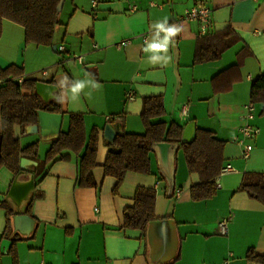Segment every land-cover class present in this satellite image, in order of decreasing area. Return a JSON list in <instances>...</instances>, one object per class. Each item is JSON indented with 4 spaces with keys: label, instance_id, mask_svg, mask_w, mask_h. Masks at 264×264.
Instances as JSON below:
<instances>
[{
    "label": "crops",
    "instance_id": "0c3cea01",
    "mask_svg": "<svg viewBox=\"0 0 264 264\" xmlns=\"http://www.w3.org/2000/svg\"><path fill=\"white\" fill-rule=\"evenodd\" d=\"M200 3L211 8L212 23L204 35L198 22L183 19L187 8ZM166 17L181 31L169 46L170 59L150 63L146 42L156 34L154 25ZM58 20L53 44H33L21 50L22 59L24 29L3 19L0 68L13 64L22 69L19 77L56 86L47 103L59 107L50 111L61 115L58 133L67 131L72 113L83 115L86 138L97 131L94 184H79V155L73 152L44 166L40 174L36 161L32 170L18 176L24 181L32 175L34 189L17 210L7 196L15 174L0 166V264H222L225 259L250 264L249 253L264 255V204L238 190L245 172L264 173V112L250 97L253 80L264 73V0H65ZM205 39L210 46L225 47L217 58L197 61V44ZM125 40L129 42L118 46ZM61 45L65 51L58 50ZM76 54L84 56L82 64L72 58ZM36 57L41 60L35 62ZM78 80L88 83L73 100L70 88ZM147 97L163 102L164 114L154 122L178 124L181 136L185 125L194 122L195 129L211 131L224 142L222 168L234 170L220 171L211 197L192 198L191 187L200 178L188 171L180 146L171 195L152 150L150 173L128 171L114 190L116 178L103 169L107 153L115 150L104 139V127L112 123L116 135L144 133L140 113ZM250 101L254 117L249 123L260 132L244 139L253 147L244 158L237 139L245 122L244 105ZM185 106L186 115H181ZM26 127L16 124L14 137L20 148L37 143V157L43 160L58 133L42 136ZM139 187L156 192V217L145 231L123 226V213L133 206ZM177 188L179 196L174 194ZM14 214L32 220L18 221L14 229ZM223 218H229L227 235L218 233Z\"/></svg>",
    "mask_w": 264,
    "mask_h": 264
},
{
    "label": "trees",
    "instance_id": "16d2710c",
    "mask_svg": "<svg viewBox=\"0 0 264 264\" xmlns=\"http://www.w3.org/2000/svg\"><path fill=\"white\" fill-rule=\"evenodd\" d=\"M59 0H0V36L3 19H8L21 25L24 29V42L37 46H51L56 27L59 25ZM206 38V37H205ZM221 38V37H220ZM223 40V37H222ZM199 42L196 47L197 61L217 58L225 45L217 47ZM22 75V69L11 64L0 68V166L7 167L16 174L19 170L21 157L38 162L35 171L40 174L48 164L69 158L73 152L78 159V180L82 185H93L92 168L96 165L97 131H91L88 138L85 135L83 115H69V125L65 132H60L46 151L43 160L37 157V143L20 148L18 139L13 135L16 124L28 125L37 122V111H58L57 104H43L35 93L36 79L26 78L21 83L17 78ZM23 89H29V94H23ZM251 101L262 105L264 112V73L255 78L250 88ZM164 114L161 97L143 99L141 120L145 130L142 134L122 133L116 135L112 146L115 150L107 153L103 164L104 174L116 178L114 190L120 185L126 172L150 173L151 146L156 142H180L181 126L172 122L166 124L153 119ZM224 142L217 139L213 132L196 128L192 141L180 143L189 172L199 175L200 182L191 187V195L195 200L209 198L215 194L217 185L215 178L223 166ZM83 148L82 153L81 149ZM44 175V173H43ZM42 175V176H43ZM240 191H244L253 199L264 204V173L245 172ZM156 192L153 188L139 187L136 189L132 207L123 213V226L145 231L148 223L155 219ZM30 211V208L26 210ZM8 214L11 213L9 209ZM253 262L264 263V255L248 254Z\"/></svg>",
    "mask_w": 264,
    "mask_h": 264
},
{
    "label": "water",
    "instance_id": "95a60500",
    "mask_svg": "<svg viewBox=\"0 0 264 264\" xmlns=\"http://www.w3.org/2000/svg\"><path fill=\"white\" fill-rule=\"evenodd\" d=\"M65 0H59L57 10L60 12ZM53 49L56 50V46L53 45ZM56 91V86L47 82L37 81L35 84V93L39 96L43 104H47L51 98V93ZM61 115L59 113L50 112L47 110L37 111V122L34 124H28L26 127L27 132H37L43 136L44 132L55 131L59 132ZM195 124L189 122L185 125L181 141L180 142H156L151 146V150L155 153L157 158V164L161 175L164 177L167 184L168 195L172 194L174 189V172H175V153L180 143H186L193 140L195 136ZM59 134V133H58ZM57 134V136H58ZM116 136L115 126L112 123H107L104 127V139L106 142L112 145ZM37 162L25 157L20 158L19 167L20 170L15 174L11 183L7 196L13 201L16 209L18 210L23 201H25L29 194L34 189L33 176L27 180H19L18 176L25 170H32ZM32 218L29 215L14 214L11 217L13 228L16 229L18 221ZM258 264V263H250Z\"/></svg>",
    "mask_w": 264,
    "mask_h": 264
},
{
    "label": "built area",
    "instance_id": "2783aa9c",
    "mask_svg": "<svg viewBox=\"0 0 264 264\" xmlns=\"http://www.w3.org/2000/svg\"><path fill=\"white\" fill-rule=\"evenodd\" d=\"M96 1L92 2L93 7L95 6ZM135 9V8H133ZM183 19L187 20V21H193V22H198L199 26H200V30H199V34L204 35L208 32L209 27L211 26L212 23V19H211V8L208 7L207 5L200 3V4H196L193 5L189 8H187L184 11L183 14ZM261 32L258 31L256 32V34H260ZM143 41H146L148 36L147 35H143ZM129 40H125L122 42L118 43V46L123 45L128 43ZM58 50L59 51H65L64 46H58ZM72 58L74 60H76L78 63L82 64L83 63V59L84 56L80 55V54H76L74 56H72ZM43 74H46V70H42ZM18 82L21 83L23 81L22 77H18L17 78ZM128 98H131L130 94H127ZM244 109L245 112L243 114V119L245 120V122L240 126L239 128V132L241 133V138L237 139V143L239 145H241L242 147V156L244 158H247L250 154V152L252 151L253 147L251 143H245L244 139H250L253 138L254 136H256L259 132L260 129L256 126H253L249 123V121L251 119H253L254 114H253V110H254V105L253 102H248L244 105ZM181 115H186V106L181 110ZM106 119L108 120L109 118L106 117ZM234 168L231 167L230 165H226L224 168L221 169V173H225V172H229V171H233ZM181 192L180 188H177L175 190V196H179ZM228 220L229 218H223L218 222L217 228H218V233L221 235H227L228 233ZM229 260L225 259L222 264H228Z\"/></svg>",
    "mask_w": 264,
    "mask_h": 264
},
{
    "label": "clouds",
    "instance_id": "9594fccd",
    "mask_svg": "<svg viewBox=\"0 0 264 264\" xmlns=\"http://www.w3.org/2000/svg\"><path fill=\"white\" fill-rule=\"evenodd\" d=\"M154 28L156 29V34L150 42H146L144 51L151 53L148 57L150 63H166L170 59V57L166 55L169 46L172 44L173 38L181 31V26L176 24L169 25L166 17L163 21L157 22L154 25ZM161 33H163V36L160 35ZM161 53H164L165 55H161ZM86 83L88 82L78 80L71 85L70 91L73 100L78 98L79 93L84 89Z\"/></svg>",
    "mask_w": 264,
    "mask_h": 264
},
{
    "label": "rangeland",
    "instance_id": "374dc122",
    "mask_svg": "<svg viewBox=\"0 0 264 264\" xmlns=\"http://www.w3.org/2000/svg\"><path fill=\"white\" fill-rule=\"evenodd\" d=\"M32 45L33 44H31V43H25L24 42V45L21 47V49H20V57H22V59H24L25 58V53H23L21 50H26V48H32ZM34 48V47H33ZM32 50H34V49H32ZM24 57V58H23ZM41 60V58H39V57H36L35 59H34V61L35 62H37V61H40ZM23 61V60H22ZM178 154H181V152L179 151V153Z\"/></svg>",
    "mask_w": 264,
    "mask_h": 264
}]
</instances>
